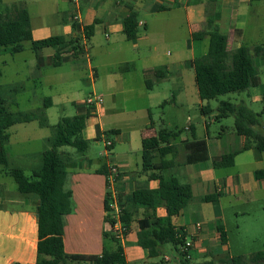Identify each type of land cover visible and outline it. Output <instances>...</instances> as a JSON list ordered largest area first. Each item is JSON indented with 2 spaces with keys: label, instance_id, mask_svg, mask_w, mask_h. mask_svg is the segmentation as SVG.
Masks as SVG:
<instances>
[{
  "label": "crops",
  "instance_id": "crops-1",
  "mask_svg": "<svg viewBox=\"0 0 264 264\" xmlns=\"http://www.w3.org/2000/svg\"><path fill=\"white\" fill-rule=\"evenodd\" d=\"M85 1L86 0H81L79 3L78 14L80 21L78 24L74 23V25H72V23H70L72 14L69 19H62V22L67 25L63 28L65 36H62L66 39L82 37L84 27H93L92 34L85 46V54L72 59L74 60L72 66L79 67L80 64L77 60L85 57L86 67L89 71L88 76H96L94 70L95 67L91 65V59L93 57L90 55L91 52L94 54L96 64L99 63V66L101 67L109 66V63L113 62V65L109 70L111 69L112 72L114 70V72L119 73L121 75L120 77L127 76L129 78H117L115 74L107 75L105 77L106 87L102 91L105 100L102 102H106L108 98H111L112 103L115 101L119 102L120 98H124V100L128 101L140 99L138 107L131 109L124 107L118 108L115 106L108 107V105L101 108L97 107L95 109L91 107L90 109L83 103H77V115H83L87 112L88 108L90 109V115L85 121V127L81 134L82 138L87 142L91 139H94L95 142H103V151L99 152V157L104 159V162L99 160V166L94 165V163L97 162H94L86 155L88 145L87 150L83 154H79L82 159L78 161L73 159V152L71 150L64 148L61 149L67 159L65 163L66 179L64 189L71 192L70 211L63 218L62 239L64 252L67 255L91 257L100 256L103 248H106L109 251H113L115 248V245L110 238L113 236V228L106 222L107 216L110 217V214L104 209V199H107L105 185L107 167L113 165L118 168V197L120 201L122 203L124 202L127 206V202L134 190L139 187L154 189L157 186L155 181H148L147 175L141 172V142L144 139L154 137L157 131L161 128L180 130L181 133L183 131H188L190 133L189 127L192 125L188 113L182 114L184 120H187V127L184 129L161 118H159L158 123L153 120L151 104L154 102L157 94H154L153 84L151 82L153 81L155 84H159L164 81L174 80L176 82L177 91L171 101V107L183 111L184 106H186L182 100L184 88L188 86V82L189 85H192L191 81H188V70L191 69V71H193L191 62L194 60V57L193 54H191L189 58L182 57V55L179 54L174 56V59H165L164 57L166 54L161 53L160 47L157 46L159 42L163 41L162 33L165 30V26L154 28L155 31H159L160 37H158V40L150 36V28H148L147 25L149 22L142 18L140 19L139 13L136 9L137 7L131 3V0L130 2L127 0L124 5L122 2L116 0H105V2L104 0H96L88 6H85ZM183 1L184 5L182 9L185 13V21L189 26L191 41H195V33L205 30V23L209 19H215L214 17L216 13L218 14L216 22H221L222 26L225 27L227 17L232 16L237 8V2H235V0H217L216 2H211V0H153L154 3L148 7L142 6V8L152 14L159 15L161 13L170 12L173 7L180 6V2ZM135 2H137V0ZM103 3H107V6H101ZM1 9L2 7H0V10ZM131 10L136 13L138 35L136 40L127 41L122 33V21ZM216 10H219V12ZM159 19L161 18H156V20ZM85 21L87 22L85 23ZM100 24L104 26L103 37L107 42L105 47H102L97 43V29H99L98 26H100ZM161 24L165 23L162 22ZM203 25L204 28L201 30ZM141 29H143L142 34L140 33ZM231 32L232 34L228 37L229 46L230 43L231 45L236 44L241 37L240 28L234 26V29H231ZM31 33L33 40H41L51 37V35H45V29H31ZM235 36L238 38H235ZM203 38L208 37L204 36ZM238 47L236 45L233 50ZM145 48L148 50L146 51ZM47 49H52L53 53L51 56H46L47 60L45 62L37 60L36 67L38 69L51 64L55 48ZM229 50L232 49L229 48ZM261 50L263 49L261 48ZM141 51L148 52V55H142ZM39 53H34L36 59H38ZM252 55L255 56L256 59L264 61L262 52L257 54L253 49ZM97 56H100L102 59L99 60ZM70 59L71 58H67L65 60L68 61ZM136 62H138V64H136ZM147 62L148 65H146ZM96 66L99 68L98 65ZM133 81L135 82L133 83ZM185 99H187V94H185ZM255 99L264 101V99H259V97H255ZM202 102L203 101L199 99V112L200 109L204 107L202 106ZM166 103V101H163L161 105L157 104L156 106H162ZM161 113H164V111L161 110ZM200 115L202 116L204 128L207 129L208 123L206 122V117H209L212 114L210 113L207 116H203L200 113ZM236 136L239 139L237 140L239 146L238 149L229 153H221L223 144L221 139L218 138L215 141L216 146L214 156L211 157L207 142L204 139L196 138L195 135L197 140L205 142L208 154V160L205 162L196 164L183 163L186 153L181 147L176 152L175 156L168 155L166 157L167 160L174 163L172 167L167 170V174L175 176L181 183L188 184L192 191V198L187 206L181 210L178 215L171 218V223L175 228L183 229L185 236L194 240V246L188 253V260L190 262L194 260V263H200L218 257L214 253L212 243L214 241H219L220 244L226 246L227 238L226 231L221 224L215 226L216 234L212 236V232H202L201 225L198 223L193 225L190 220L187 223H182L180 217H183V211L188 205L193 200L203 198L206 195L219 194L221 196L224 193H229L233 189H237L238 192H248L255 189H261V185L264 186V177L257 179L255 177L256 171L252 172L253 182L250 181L248 176L245 179L241 176L231 177L228 175L225 179L216 180L214 178L211 169L215 168H213L212 163L218 161L223 154L236 153L233 159V165L231 166L234 167L236 156L251 151H243L244 138L238 135ZM185 140L188 139L181 138L180 134L175 141L171 142V144L179 145L181 141ZM106 141L111 142V145L108 148L105 147ZM258 155H261V153ZM209 162L210 165L208 164ZM210 183L212 184V189L211 192H207ZM200 190H204L207 193L197 197L195 191L198 192ZM37 205L38 201L33 196L21 195L18 192L13 195L6 194L5 189L0 187V252L3 255V261L1 264H35V248L37 242V218L35 209ZM132 212H134V215L136 216L135 218H138L139 216L142 217L145 214H151V211H146L144 209L138 211L132 209ZM156 213L158 216H162L163 210L159 208L156 210ZM134 220L135 221L130 223L128 232L123 240L120 241L125 264L154 262V259L147 258L145 251L137 244L138 229L136 219ZM93 223L97 226L99 223L98 231L92 230ZM80 225L82 226L81 228ZM196 225H199V229H196ZM106 228H108V230L104 231ZM219 228H222L225 232V243H221L220 241ZM82 233H84L83 239H81ZM104 234H108V237H105ZM110 241L113 243V246L109 245L108 242ZM252 254L244 257H250ZM224 258L231 257L225 256L223 258H217V262ZM68 264L91 263L90 261H77L69 262Z\"/></svg>",
  "mask_w": 264,
  "mask_h": 264
},
{
  "label": "rangeland",
  "instance_id": "rangeland-1",
  "mask_svg": "<svg viewBox=\"0 0 264 264\" xmlns=\"http://www.w3.org/2000/svg\"><path fill=\"white\" fill-rule=\"evenodd\" d=\"M94 1L96 0H86L85 6L92 4ZM116 1L122 2L124 5L127 0ZM135 1L131 0V3L137 7L140 19L142 18L149 22L147 25L150 28V36L158 40V37H160L159 31H155L154 28L165 26V30L162 33L163 41L157 44L161 49V53L166 54L165 59H174V56L179 54L187 58L193 54L194 58H199L207 53L208 38L195 41L190 39L189 26L185 21V13L182 9L184 1L180 2V6L173 7L170 12L159 15L152 14L142 8V6L148 7L154 3L153 0ZM235 2H237L236 12L232 16L227 17L226 26L223 27L219 21L216 22V25L227 38L232 34L231 29L233 30L234 26L241 29L240 39L234 45L230 43L228 49L231 48L233 50L236 45L237 47L243 46L248 49L257 71V76L260 78V87H252L239 94L222 95L209 102L203 101L202 106L208 105L212 114L206 117L208 126L205 129L199 112V99L191 69L188 70V81L190 80L192 85H189L188 82V86L184 88L182 100L186 106H184L183 111L171 107V101L177 91L174 80L164 81L159 84L151 82L154 94H157L151 104L153 120L158 123L159 118H161L184 129L187 127V120H184L182 114L188 113L190 123L195 129L196 138L204 139L207 142L211 157L214 156L215 141L218 138L221 139L223 144L221 153H229L239 147L237 143L239 139L234 132L233 117L228 116L218 122L214 121L221 101H227L235 105L243 104L254 114L259 115L258 126L255 127V130L264 134V101L255 99V97L264 99V61L256 59L252 55L254 47H261L264 51V0H235ZM11 4L26 9L31 29H45V35L51 36H65L63 28L67 25L62 22V19H69L74 9V6L67 0H0V7L2 8ZM101 6H107V3H103ZM216 11L219 12V10ZM156 18L161 19L156 20ZM162 22L165 24H161ZM70 23L72 22L70 21ZM103 27L101 24L98 26L97 43L105 47L107 42L103 37ZM203 28L204 25L201 30ZM140 33H143V29L140 30ZM235 38L238 37L235 36ZM24 47L25 49L21 53L14 55L0 54V96L4 99L5 108L8 112L12 114H34L39 119L43 115L47 120L49 127L41 128L38 120H36L30 123L15 124L7 130L10 136L6 146L9 166L20 169L25 175H29L32 170L40 167L41 154L49 148L47 140L52 133L50 127L55 126L63 117L77 115V103L84 104L85 99L90 95L100 96L102 101L105 100L102 91L106 87L105 77L107 75L115 74L117 78L129 77H120L119 73L109 70L113 62H110L109 66L106 67L99 66V63L96 64L92 52L90 53L93 56L91 65L95 67L96 76H88L89 71L86 67L85 57L77 60L80 64L79 67H73L72 62L74 60L70 59L68 61L64 60L56 68L48 64L38 69L36 67L37 60L45 62L47 60L46 56H51L53 50L45 49L41 51L38 59H36V55L29 50L27 43L24 44ZM145 49L146 51L148 50L147 48ZM141 54L148 55V52L141 51ZM97 57L99 60L102 59L100 56ZM146 65H148V62ZM185 94H187V99H185ZM47 99L50 100V105L45 106V100ZM163 101L167 103L162 106H156L157 104L161 105ZM138 103H140V99L128 101L120 98L119 102L115 101L112 103L111 98H108L98 108L108 105V107L115 106L131 109L137 108ZM95 108L97 107H93V109ZM161 110L164 113H161ZM181 138L190 140L191 134L188 131H183ZM64 149H69L73 152L74 160L82 159L74 150L70 148ZM101 151H103L102 141L95 142L94 139H91L88 142L86 155L94 162H97L94 163L96 166H99L100 161L104 162V159L99 157V152ZM208 164L210 165V162ZM1 169L0 167V187L5 189L6 194L13 195L17 193L13 179L5 176ZM258 170L264 172V153L256 155L251 150L236 156L234 167L211 169V172L216 180L225 179L227 175L231 177L241 176L244 179L248 176L250 181L253 182L252 172ZM261 186V189L248 192H238L237 189H233L229 193L219 195L217 197V205L205 203L201 201V198L195 199L183 211V217H180L182 223H187L189 220L193 225L198 223L201 225L202 232H212V236L216 234V225L221 224L224 227L227 238L226 246L220 244L219 241L212 243L214 253L218 256L213 258L216 264H219L217 258L249 256L264 249V186ZM211 187L212 184L210 183L207 192H211ZM207 192L204 190L195 191V195L198 197ZM92 230L98 231L99 223L98 226L93 223ZM107 230L108 228L104 229V231ZM83 236L84 233H82L81 239H83ZM185 238L189 239L186 236ZM108 243L113 246L111 241ZM164 250L166 252L165 257L168 258L167 260L164 259V261L169 263L174 261L173 263L177 264L179 258L173 252L171 246H165ZM2 256L0 252V264L3 261ZM192 261L191 263H194V260Z\"/></svg>",
  "mask_w": 264,
  "mask_h": 264
},
{
  "label": "trees",
  "instance_id": "trees-1",
  "mask_svg": "<svg viewBox=\"0 0 264 264\" xmlns=\"http://www.w3.org/2000/svg\"><path fill=\"white\" fill-rule=\"evenodd\" d=\"M217 0H211L216 2ZM215 19L205 23V30L194 34V39L208 37L207 53L194 58L191 67L194 71V80L198 97L201 101L209 102L222 95L239 94L252 87H259L253 60L248 49L240 46L234 50L228 49V38L221 34ZM72 25L74 23L72 22ZM93 27L83 28L82 37L66 39L62 36H51L41 40H33L29 15L23 7L16 5L5 6L0 10V54L14 55L24 51L27 43L29 50L38 54L43 49L55 48L51 65L56 68L67 58H77L85 54V46L92 34ZM122 33L127 41L137 39L138 30L136 13L132 10L122 21ZM259 54L264 51L255 47ZM1 76V69H0ZM50 100H45V106ZM91 109V107H89ZM83 115L61 118L51 128L48 138L49 148L41 154V165L38 169L25 175L20 169L9 166L6 146L10 136L7 132L15 124L30 123L38 120L41 128L49 127L46 118H37L34 114H12L5 108V101L0 96V167L1 172L13 179L17 192L21 195H30L37 199L36 212V261L35 264H68L69 262L90 261L91 264H125L120 241L113 236L110 238L115 245L113 251L103 248L100 256L67 255L63 245V218L70 211L71 192L64 189L66 179V158L62 148H71L78 154L87 150L88 142L82 138L85 121L90 115V109ZM203 116L211 113L208 105L200 109ZM228 116L233 117V127L236 135L244 138L243 151L253 150L256 155L264 153V134L255 130L258 126L259 115L254 114L243 104L235 105L221 101L217 108L215 121ZM191 139L181 141L179 145L171 144L181 134L180 130L161 128L152 138L141 142V172L147 175L148 181H155L154 189L139 187L134 190L126 204L119 200L121 207L120 221L129 229L130 223H137V244L142 248L148 259L154 262L143 264H174L164 261L165 246H171L179 258L177 264H216L209 260L200 263H191L180 252L184 245L185 232L175 228L171 218L178 215L192 198V191L188 184L181 183L175 176L167 174V170L174 164L166 159L168 155L175 156L180 147L186 153L183 163L196 164L208 160L205 142L195 138L194 129L189 127ZM236 153L223 154L212 163L213 168H228L233 165ZM107 174V173H106ZM255 177L261 179L264 172H255ZM107 196V193H106ZM219 194L206 195L201 198L205 203L217 205ZM107 199H104V209L110 212ZM161 208L163 215L158 216L156 210ZM132 209L151 211L142 217L135 218ZM106 222L111 227L114 223L109 216ZM220 241L225 243V232L219 228ZM108 237V234H104ZM173 259V258H172ZM219 264H264V250L252 254L250 257L236 256L218 260Z\"/></svg>",
  "mask_w": 264,
  "mask_h": 264
},
{
  "label": "built area",
  "instance_id": "built-area-1",
  "mask_svg": "<svg viewBox=\"0 0 264 264\" xmlns=\"http://www.w3.org/2000/svg\"><path fill=\"white\" fill-rule=\"evenodd\" d=\"M70 4L74 6L71 22L77 24L80 21L78 9H79V0H67ZM84 104L87 107H99L102 104V98L100 96L90 95L85 99ZM111 145L110 141L105 142V147L108 148ZM119 177V170L113 165L107 167V174L105 178L106 192H107V202L110 208V219L114 221L113 228V237L116 240H123L124 236L128 232L127 229L120 221L121 207L119 204L118 190H117V180ZM196 229H199V225H196ZM184 245L180 247V252H184L185 258H189L188 253L194 246V240L189 238L184 241ZM164 259H168L164 257Z\"/></svg>",
  "mask_w": 264,
  "mask_h": 264
}]
</instances>
